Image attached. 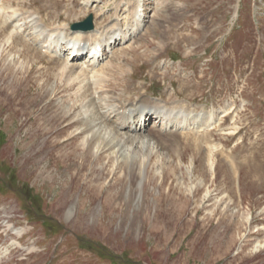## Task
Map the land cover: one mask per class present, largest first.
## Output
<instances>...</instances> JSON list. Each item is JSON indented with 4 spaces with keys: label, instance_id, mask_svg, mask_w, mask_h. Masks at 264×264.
<instances>
[{
    "label": "rangeland",
    "instance_id": "1",
    "mask_svg": "<svg viewBox=\"0 0 264 264\" xmlns=\"http://www.w3.org/2000/svg\"><path fill=\"white\" fill-rule=\"evenodd\" d=\"M142 1L73 59L132 3L0 0V264H264V0ZM150 100L201 120L111 107Z\"/></svg>",
    "mask_w": 264,
    "mask_h": 264
},
{
    "label": "bare ground",
    "instance_id": "2",
    "mask_svg": "<svg viewBox=\"0 0 264 264\" xmlns=\"http://www.w3.org/2000/svg\"><path fill=\"white\" fill-rule=\"evenodd\" d=\"M142 0H128V2L132 3V7L133 9L129 11V16L135 18L132 19V23L128 22L127 25L125 27H122L119 25L118 22H114L111 26H110V35L109 40L114 43L117 39H119V36L122 35L124 38H127L129 35L136 33V31L138 30V28L140 27V21H141V16H142V7H143V3L141 2ZM129 17V18H130ZM38 18V17H37ZM39 19V18H38ZM36 20L37 21V26L39 25H43V23L40 20ZM120 20V19H119ZM129 20V19H128ZM39 24V25H38ZM62 25V24H61ZM36 26V25H35ZM47 28V27H46ZM51 30V29H50ZM111 32H113V34L111 35ZM51 34V33H50ZM53 34V33H52ZM50 36V35H49ZM81 35H76L74 36V44H73V50H77L76 46H79V42L81 41ZM134 36V35H132ZM44 37V36H43ZM50 39V38H49ZM52 39V38H51ZM10 40V39H9ZM46 42V41H45ZM51 42V41H50ZM100 43H96V45L91 46L88 50V52H91L92 49H94L97 45H99ZM81 50V49H79ZM78 54H76L77 56ZM91 56V55H90ZM92 57H97V54L92 55ZM65 68H68L67 66H65ZM57 69V68H56ZM70 70V69H69ZM100 70V69H99ZM104 70V69H103ZM83 71V70H82ZM98 71V70H97ZM57 72V71H56ZM62 72V71H61ZM68 73V72H67ZM84 73V72H83ZM72 74V73H71ZM70 74H68L69 77ZM72 77H74L72 75ZM72 77H70L72 79ZM77 79V78H76ZM82 80V79H79ZM122 99V98H121ZM151 99V98H150ZM151 103H153L154 105L150 104H145L142 107L138 106V109H136L135 111H131L128 114H124L126 116H124V120H123V124H126L127 122L131 121L135 124V129H143V123L145 124V121H143V119L148 118V116L150 115V113H155L158 114L159 116L162 117H166L169 118L167 120L168 123L172 122V118L173 120H175L174 118H178L179 115H174L172 114V112L174 111V109H169V107L167 108L166 105H162L160 102L157 101H151ZM86 110V109H85ZM176 114H180L181 118L183 121L187 122L189 119V116L184 113L183 111H176ZM172 114V115H171ZM189 114V113H188ZM171 115V117H169ZM147 117V118H146ZM151 118V117H150ZM95 120V119H94ZM180 122V121H179ZM210 122V121H209ZM132 123V124H133ZM147 123V122H146ZM134 126H128L129 130H133ZM84 129V128H83ZM127 130V129H126ZM114 139V137H113ZM138 139V138H137ZM101 150V149H100ZM116 150V149H115ZM212 151V150H211ZM101 152V151H100ZM96 159V158H95ZM213 169V168H212ZM19 232V231H18Z\"/></svg>",
    "mask_w": 264,
    "mask_h": 264
},
{
    "label": "water",
    "instance_id": "3",
    "mask_svg": "<svg viewBox=\"0 0 264 264\" xmlns=\"http://www.w3.org/2000/svg\"><path fill=\"white\" fill-rule=\"evenodd\" d=\"M91 21H92V16H90L89 18H87V20H85L83 23H80V24H76L73 26V28H78V27H82V28H91L92 25H91Z\"/></svg>",
    "mask_w": 264,
    "mask_h": 264
}]
</instances>
